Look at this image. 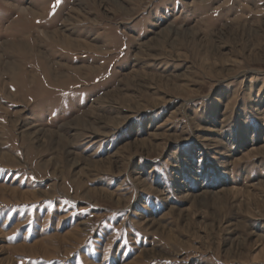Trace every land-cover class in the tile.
Returning a JSON list of instances; mask_svg holds the SVG:
<instances>
[{"label":"rangeland","instance_id":"rangeland-1","mask_svg":"<svg viewBox=\"0 0 264 264\" xmlns=\"http://www.w3.org/2000/svg\"><path fill=\"white\" fill-rule=\"evenodd\" d=\"M0 264H264V0H0Z\"/></svg>","mask_w":264,"mask_h":264},{"label":"snow or ice","instance_id":"snow-or-ice-1","mask_svg":"<svg viewBox=\"0 0 264 264\" xmlns=\"http://www.w3.org/2000/svg\"><path fill=\"white\" fill-rule=\"evenodd\" d=\"M57 3H59V0H57ZM55 7V6H54Z\"/></svg>","mask_w":264,"mask_h":264}]
</instances>
